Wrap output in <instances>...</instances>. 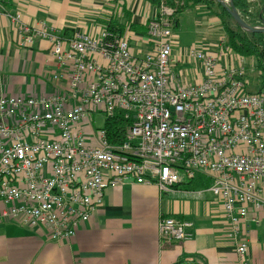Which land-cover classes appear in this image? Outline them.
I'll return each mask as SVG.
<instances>
[{"label": "built area", "instance_id": "obj_1", "mask_svg": "<svg viewBox=\"0 0 264 264\" xmlns=\"http://www.w3.org/2000/svg\"><path fill=\"white\" fill-rule=\"evenodd\" d=\"M172 13L161 5L148 22L152 46L141 58L109 29L64 40L15 17L22 45L50 40L56 65L72 74L70 97L0 96V220L69 240L103 205L106 187L153 183L168 192L199 172L212 178L209 191L221 202L233 238L249 206L264 210V94L247 91L242 66L219 73L218 59L196 50L189 54L201 64L202 81L177 80ZM96 113L105 120L121 114L127 126L120 142L91 119L90 135L80 130ZM188 227L166 218L158 232L178 242L190 237ZM245 250L238 244L242 264Z\"/></svg>", "mask_w": 264, "mask_h": 264}, {"label": "crops", "instance_id": "obj_2", "mask_svg": "<svg viewBox=\"0 0 264 264\" xmlns=\"http://www.w3.org/2000/svg\"><path fill=\"white\" fill-rule=\"evenodd\" d=\"M158 12L145 0H0V96L70 97L72 69L56 65L46 38L23 46L15 17L24 25L43 24L64 40L95 37L111 25L129 40L130 53L141 58L151 50L147 26ZM225 41L221 21L206 5L178 13L171 34L177 80L185 85L202 81L201 64L189 54L196 50L216 57L219 73L242 66L247 91L260 93L254 58L223 48ZM89 119L94 121V114ZM79 127L90 135L87 122ZM211 183L209 174L199 172L168 192L153 183L108 186L103 205L69 240L49 239L43 230L0 220V264H242L238 244L246 247L247 264H264V210L249 206L233 238L221 202L209 191ZM166 218L190 223V237L178 242L161 238L158 223Z\"/></svg>", "mask_w": 264, "mask_h": 264}, {"label": "trees", "instance_id": "obj_3", "mask_svg": "<svg viewBox=\"0 0 264 264\" xmlns=\"http://www.w3.org/2000/svg\"><path fill=\"white\" fill-rule=\"evenodd\" d=\"M155 8L161 5L171 8L173 13L169 17L172 26L177 14L182 10L195 5H206L215 11L222 23L226 41L223 48L230 49L241 57H253L256 63L255 69L259 73L260 93L264 94V35L250 34L241 30L231 19L228 13L214 0H145ZM249 2L247 0H232L234 7L242 19L250 26H263L264 24V0ZM179 2V4H177ZM111 31H114L110 25ZM138 29H136L137 31ZM117 31V30H116ZM127 122L117 114L113 120H106L104 128L112 142H120L124 138Z\"/></svg>", "mask_w": 264, "mask_h": 264}, {"label": "water", "instance_id": "obj_4", "mask_svg": "<svg viewBox=\"0 0 264 264\" xmlns=\"http://www.w3.org/2000/svg\"><path fill=\"white\" fill-rule=\"evenodd\" d=\"M218 5H220L231 17L233 22L244 32L250 34H261L264 35V24L263 26H250L248 25L237 12L234 7L232 0H214Z\"/></svg>", "mask_w": 264, "mask_h": 264}, {"label": "rangeland", "instance_id": "obj_5", "mask_svg": "<svg viewBox=\"0 0 264 264\" xmlns=\"http://www.w3.org/2000/svg\"><path fill=\"white\" fill-rule=\"evenodd\" d=\"M250 1V0H249ZM251 2H257L256 0H253ZM105 125V115L102 113L94 114V121H93V127L94 128H102ZM87 126L89 127L90 131H92L91 121L90 119L87 121Z\"/></svg>", "mask_w": 264, "mask_h": 264}]
</instances>
